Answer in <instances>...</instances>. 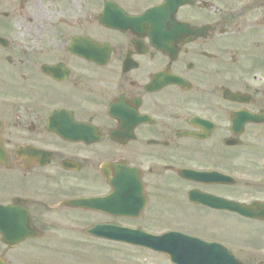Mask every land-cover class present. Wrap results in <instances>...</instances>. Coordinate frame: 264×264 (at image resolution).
Instances as JSON below:
<instances>
[{"label":"flooded vegetation","instance_id":"1","mask_svg":"<svg viewBox=\"0 0 264 264\" xmlns=\"http://www.w3.org/2000/svg\"><path fill=\"white\" fill-rule=\"evenodd\" d=\"M202 249L264 264V0H0V264Z\"/></svg>","mask_w":264,"mask_h":264},{"label":"water","instance_id":"2","mask_svg":"<svg viewBox=\"0 0 264 264\" xmlns=\"http://www.w3.org/2000/svg\"><path fill=\"white\" fill-rule=\"evenodd\" d=\"M191 258H192V257H191ZM192 259H193V258H192ZM192 259H190V260H188V259H186V260H184V259H178V262L181 263V264H192V263H191ZM202 260H203V259H202ZM193 261H194V259H193Z\"/></svg>","mask_w":264,"mask_h":264},{"label":"rangeland","instance_id":"3","mask_svg":"<svg viewBox=\"0 0 264 264\" xmlns=\"http://www.w3.org/2000/svg\"><path fill=\"white\" fill-rule=\"evenodd\" d=\"M115 262H116V261H115ZM136 263H138V261H137Z\"/></svg>","mask_w":264,"mask_h":264}]
</instances>
